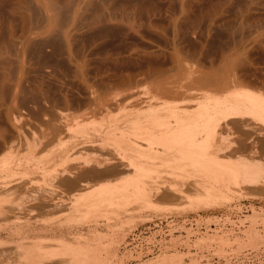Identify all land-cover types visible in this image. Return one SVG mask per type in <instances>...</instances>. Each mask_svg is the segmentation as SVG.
<instances>
[{
  "label": "rangeland",
  "instance_id": "obj_1",
  "mask_svg": "<svg viewBox=\"0 0 264 264\" xmlns=\"http://www.w3.org/2000/svg\"><path fill=\"white\" fill-rule=\"evenodd\" d=\"M21 1L22 5L19 6L18 0H0V26L2 27L0 28V39L2 38V36H5L1 40H7L8 36L11 35L10 32L13 28H15V30H17L18 28L17 31L19 33L21 31L20 27L22 26L23 21H20V15L16 16V14H19V11L17 9L18 13H15L14 11L16 10L14 8H26L25 6L28 5L30 6L28 8H32V4L36 5V3L32 0H27L26 2L28 4V2L32 1L30 2L31 5L30 3L28 5L25 3L23 4V2H25L26 0ZM65 1L68 0H61L60 2L65 3ZM69 2H72V0H69ZM94 2V7L92 6L91 8L93 9L90 11H95L94 14H96L97 10L100 11H97L98 15L96 14V19L93 17L95 16L93 15V12L92 14H90L91 12L89 11V14L93 15L91 18L93 20L90 19V15L88 14L89 16L87 15L86 19H90V22L89 20H86L88 22L84 21L85 23L83 25L85 26H82L81 30L79 31V33L81 32V35L83 33V37L78 38V41H76V43L74 42L72 50L74 49L75 51L72 52H74L76 55L73 57L72 54L74 53L71 52V56L75 58L74 61H77L79 55L81 53L83 54L80 55L81 57L79 59L84 58L83 61L85 64L79 61L78 63H75H81V67L84 64L83 66L85 67V69H83L84 67H82L81 70L83 69V72L86 73L87 76L85 74L83 76L89 81L88 82L85 79V83L86 85L88 84V86H90L91 91H96V93L99 92V94L102 95V102L106 103L110 99H113V97H116L115 95H120L121 93L125 94L129 91H127V88H125L126 90L123 88L125 92H122L120 90L118 91V89L120 88L118 85V78H120L121 76H128V74L135 76L134 83L137 82L138 84L139 82L138 85L140 86V88L138 87V85V88L134 86L135 84L133 85L138 90L140 89L143 92L147 90L146 92H148V90L151 91V87L157 88V84L160 85L161 82H159V79H157L158 82L156 84L157 80L153 79V74L147 75V73H144L147 76L146 78L143 77L142 73L136 72L137 69L139 71L141 70L140 67L147 66L146 60L142 61L143 58L141 59L139 56H148L151 54V52L159 53L161 50H163L161 52L165 53L166 49L167 52L171 49L172 51H175H171V55L168 54L170 52H166L169 56H172L173 54L178 52L177 54L180 58H185L184 61H186L187 57V61H189L187 65H197L196 68L193 69H196V72L200 69L197 72L199 73V75L201 72H210V68L216 69L218 67L212 72H217V70L218 72H220V70H222L224 74H226L227 72L229 73V75L236 74L232 77L231 75L229 76L228 73L226 74L227 76L232 78V80L230 81L231 84L236 79L234 85H243L247 89V91H252L254 93L256 91H259L257 95L260 92L264 93V0H95ZM101 2L103 3L101 4ZM63 3L61 4L64 5ZM103 8H105V11ZM11 10L12 13L15 14H12L10 12ZM101 10L104 13L109 10L108 14L110 15L106 13V17V15L102 12L104 14L103 18V14H99ZM120 13L123 15V17H121L122 15ZM99 17H102L104 20H101L100 18L99 20H101V22H99L97 19ZM124 17H130V19H128L129 21ZM91 21H93L92 24H89L91 23ZM38 22L39 23L36 24L40 25L41 21L38 20ZM93 23H95V25ZM11 25H15L17 28L13 26L12 28L8 29L10 31L6 33L10 35H7L6 38L5 31H7V27ZM90 25H94L93 31L91 30ZM4 26H6V30L3 28ZM42 26V28H44V24ZM129 27L132 28L129 29ZM86 28L88 29V31H86ZM2 29L4 30L3 33ZM90 30L93 33H91ZM17 31L12 32H16L15 34L19 35ZM80 34L79 37L81 36ZM173 46H175L174 48L176 50L173 48ZM37 49L41 50V48L37 47L35 48V50L31 49L33 51V55L32 53H30L31 50L30 52L28 51V53L30 54L26 52L27 55L26 53L25 55L21 53V55L23 54L24 56L18 55V53L14 54V51H11L12 53L10 54H13L14 56L17 55L20 61L25 62L24 64L23 62L20 63H22L24 66L26 65L28 68H30V61L28 60L30 59L31 61H33V64L32 62L30 64L33 71L30 70V68L24 71L25 74L22 73L23 71L21 70V72L19 73L17 70L20 69L18 68L20 66L18 61L15 59L16 56L15 58L14 56L12 57L14 58L13 60H15L18 64L13 61L15 64H12L11 67H9L10 65H7L4 67V69L0 70V94L2 93V95L8 97L7 98L0 95V128L2 129H0V141L4 140L10 143L7 146L10 145L9 147L11 149V152L9 151L10 153L4 151L5 154L3 151H0V154H2L0 155V181L3 182V180H12L14 178L13 180L19 179L29 182L27 188H23L20 191H15L13 189L9 191V194H11L12 199L14 198V200H16L13 204L15 207H18L19 204L22 203H25L24 205L22 204L23 206H27L25 208L26 213L23 212L25 213L24 216L22 214L21 215L25 218V221L27 223L26 228H29V231L31 229L30 232H33L34 235L40 232L47 233L48 235H50L49 237H53L52 235L55 234L57 237L54 235L53 239H57L58 241L67 239L68 242L73 241L79 243L81 239L83 240V243H87L91 249L95 248V250L97 251H94L97 255L102 256L103 260L99 264H264V182L263 186L253 188L236 186L233 184L228 188L223 187V189H221L216 196L207 198L201 196L199 198L198 188L196 186L195 189L194 184L196 183H194V181L192 180L193 178L190 179V182L186 181V183L184 182V184H180L181 179L179 180L178 178H174V176L169 174L174 172L170 169L164 168L162 169L163 177L159 181V183L161 184L155 183L152 185L153 188H150L153 190L155 188H161V191L165 190L164 195L168 193L167 197L162 196L161 194V196L159 194V196H157V191L152 190L153 192L151 191V194L153 196L150 194V196H147V199L149 200L147 202H151L150 204L147 202L144 203L145 206L144 204L139 203H132V205L129 204L131 206L130 208H127L124 211L123 209L120 210V213L116 214V216L115 214L111 216H103L102 214H100L97 215V217L96 215L94 217L92 214L88 217H80L74 213V210L72 212L71 202L70 200H68V197L72 198V195L70 196L69 194H71L72 192L74 193L78 190H82V188H77L74 190L71 189V193L68 191V194V192L62 193V190L60 188H56L55 186L49 184V182L48 184L47 182L43 183L45 178H43L44 173L43 169L41 168L44 163V166L46 165V163L49 161L50 156L54 152L55 149L51 148L55 141H51V143L48 142V145L46 144L47 147L45 145L40 146L34 153L36 155L32 156H30L31 148H29L28 146H33V144L39 143L40 141H46L43 138L46 134V127L48 128L50 125V123L47 122L50 121V117L51 119L53 118L54 111L56 113L58 111H62L64 112V114L68 113V116H70V113L71 116H74L73 113L75 112V114L81 118L83 114H86L87 112L89 113L90 111H88L89 109L86 110V107L83 106L82 108H78L80 110L79 112H77L78 110L75 108H77L78 106H75L73 110L74 112L72 111V108L69 109V111L71 110L69 112L66 111L68 110L66 106L62 107L64 105H59L61 103L60 101L62 100V98L60 97L68 95V93H72L70 95H72L73 98L74 95H76L77 97L84 96L83 88L79 90L81 87L78 88L79 84L77 83V77L75 75L76 78H74L72 75L74 72L72 71L73 68L69 71V63L66 62L65 65V61L63 58L64 56L62 57L60 55H64V52L61 53L60 50H57V52H55L58 54V59L56 60L60 61L61 63L58 65L57 63L59 62L55 59L53 60V58L56 57L52 58L51 56V54L54 52H52V50L50 49L52 52L51 53L48 48L47 50H45L46 48L44 49L47 55L45 53H42L43 49L41 50L42 54L40 53L41 55H43H40V59L42 57V59L44 60L45 57V60L47 61H41L42 63H40L39 59V62H37V58H39L37 57V55L39 56L38 52H40ZM58 51H60V53H58ZM226 51H229V53ZM136 53L140 54L136 55ZM230 53L234 55V62L237 64L236 68L233 67L232 64L226 63L224 59H221L222 57H226ZM57 54H55V56ZM133 54L136 56L132 57L131 55ZM29 55H31V57L35 56L36 58H32L36 61L32 60V58H28L27 56ZM48 55L50 58L48 57ZM76 56L78 57L76 58ZM130 56L132 59L128 58ZM169 56L166 58L162 56L159 62L160 64H164V60L167 59V62L165 61V64L167 66V69L171 70L170 68L173 66V62H171V57L169 58ZM190 56L194 57L192 58ZM195 56H197V58ZM136 57V61L138 63L135 61ZM213 58L216 60H213ZM48 59L49 61L51 59V61L49 62ZM131 61L135 62V64ZM169 61L170 64L172 63L171 65L169 64ZM198 61L202 66V69L198 67L200 66L198 64ZM62 62H64V66ZM136 63L139 64L140 69L137 67ZM26 66L24 67V69L27 68ZM71 66L69 67L71 68ZM6 67H8L9 69ZM130 67H133L134 69H128ZM206 68H208V70ZM231 68H233L234 70ZM231 71L233 72V74ZM131 72H133V74ZM26 73L29 76L28 78H25L24 76L26 75ZM135 73L137 74L135 75ZM118 74L122 75L119 76ZM20 75H23V78H25L26 80H23L21 78V80L23 81L22 82L20 80ZM149 75H152L153 78H148ZM167 75L165 76V80L167 78L168 80L169 78H171V80L173 81L175 80L171 77L173 74H171L170 77L169 75ZM195 75L197 76V74ZM16 76L19 79L16 78ZM163 78L160 81L163 82ZM152 80H155V85ZM176 81L177 79L174 82ZM179 81L178 83H175L177 84L176 86L178 88L182 87L183 85L180 84L181 82ZM115 82L117 83V86L119 88H115L113 86V83ZM170 82L168 81V85L166 82H163L160 86H158L160 88L164 87L176 89L175 85H173V82L171 83L172 86L170 85ZM5 83L6 85L4 87H14V93H12V89L9 90V93L7 92L8 88L3 87ZM74 83L78 84L76 85L77 88L75 87ZM103 83L105 85H100ZM152 84L154 85V87ZM19 85L22 87H20ZM114 85L116 86V84ZM16 86L20 87L21 89L18 87L16 88ZM1 87H3V89ZM220 87H222V85ZM10 92L11 99L9 95ZM17 93L19 94L16 96ZM12 94L15 95L14 97H16L17 100L12 97ZM3 97L6 99H4ZM45 97L46 100L42 99ZM51 98L52 100H50ZM48 99L49 101H53V103H56V107L58 103V105L60 106V108L59 106L57 107L59 108V110L57 109V111L56 109L54 110V108L51 106V110L54 111H49L51 113L53 112V116L48 111V109H50V102L48 104ZM43 108H45V110ZM115 109L116 108L112 110H114L115 112ZM85 110L87 112L84 113ZM116 110L118 111V109ZM46 111L50 113V117L47 113H45ZM105 112L107 113V111ZM105 112L98 114V118L101 117V115L105 114ZM13 116L16 117V119ZM45 116H47L48 120L45 118ZM71 116L68 117L69 119L71 118L70 120H72L73 118ZM6 117L7 119H9L7 120ZM252 117L255 118L256 116ZM252 117H249L251 130H249L248 128L251 137L254 134L251 138L252 140L250 138H248L250 141L246 139L247 136L246 138L240 137V135L238 134L239 132H237V128L234 129L233 125H224V127L226 126V128H223L222 125V128L219 130V136H217V143H219L220 145H222L223 143V146L224 144L226 146L233 143H236L237 145L238 140H241L240 138H243V140L246 139L244 142L248 143L249 141L251 143L250 146L252 147V149L254 148V155H252L251 151L245 150L242 148V146H240L235 149L236 152L233 151V153L229 152V155L227 154V156L229 157H226V159H224L225 162L227 161L230 163H245L250 162V160L253 159L256 160L255 163H258L259 166L264 169V146H262L264 145V143L260 142L262 144L261 145L258 142L260 140L258 137L260 135H264V119L263 117H261V119L257 116V118L253 120ZM75 118L77 117L74 116L73 120H75ZM17 120V123H19V127L21 126L19 131L21 135L13 133L14 130H11V128L13 129V123H15ZM251 120L253 121L251 122ZM8 121H10L11 123H9ZM46 123L48 124L47 126ZM90 123L92 122L90 121ZM94 124L95 126H98L101 123L97 124L95 122L92 123V125H88L87 123V126L92 127ZM87 126L85 124V126L83 127L86 128ZM49 128L48 130H50ZM48 130L47 132H49ZM224 140L228 143L223 142ZM99 143L97 146L100 145ZM11 145H13V147ZM91 148L88 149V151L86 149L85 151H80V154H76L75 156L77 157V161H83V159L86 157H89L94 161H104V159L107 158L105 160L107 161L108 159L110 160L117 155L116 149L112 146L107 148ZM21 156L23 157V159L21 158ZM18 157L20 159L15 162V164L9 166L12 158L18 159ZM31 157H36L34 158L35 160L38 158V162L42 160V166L36 161L38 165L40 164V167L37 166L39 169H37L36 171H33V168L36 167V162L34 165L35 167H29L28 165H26L28 164L26 162V159ZM78 157H80L81 159H79ZM44 160L45 162H43ZM19 163L20 165H18ZM56 165L57 168L61 169V164L59 162H57ZM131 173L127 175H130ZM31 178H34V180L32 179V182L30 181ZM104 179L105 178L101 180ZM112 179H110V181H113ZM116 179L117 178H115L114 180ZM96 181V183L95 181H92L91 183H89V185H93L91 187H94L95 184V186L99 187L100 185L107 182L102 181L101 184L99 180L96 179ZM12 184L15 183L13 182ZM172 185L183 186L185 190L182 187L180 188L182 196H180V193H178L179 186L173 187ZM154 186L156 187L154 188ZM167 187L170 188H168L169 192L166 191L168 190ZM97 188L95 187L93 189ZM172 188H174V190H171ZM176 188L178 189V191L176 190L177 192H174L175 196L173 197L171 195H173L172 193ZM51 189H54V194L51 196L54 201L50 203L53 204V206L50 208L41 209L38 206V203L33 200L34 197H32L31 199V196L38 195L39 193L37 194V192H43V194L50 196L49 194L51 192L46 193L45 191H51ZM35 191L36 193L34 195L33 192ZM13 193L15 194L14 196ZM133 204H135V206L137 204V207H133ZM127 207L129 206L127 205ZM133 209L135 210L133 211ZM0 229L5 231H15L17 229H20V226H16L15 220H12V218L4 222L2 221V219H0ZM71 239H77L78 241H74Z\"/></svg>",
  "mask_w": 264,
  "mask_h": 264
},
{
  "label": "bare ground",
  "instance_id": "obj_2",
  "mask_svg": "<svg viewBox=\"0 0 264 264\" xmlns=\"http://www.w3.org/2000/svg\"><path fill=\"white\" fill-rule=\"evenodd\" d=\"M18 1H19L18 3L19 6H21L22 1L21 0H18ZM32 1L35 2L36 5L35 4L31 5L30 2ZM32 1L28 2V4L30 3V5L32 6V8H28L30 6L26 3L27 0L23 2V4L25 3L28 5V6H25L26 8H23V7L14 8L16 10L14 11L15 13L16 12L18 13L19 11V14H16V16L20 15L19 16L21 17L20 21L21 22L23 21L25 26L22 23V26L20 27L21 31L19 33L17 31L18 28L15 25H13L14 27L17 28V30H15V28L11 30L17 31L19 35L15 34L16 32L14 33L12 31L10 32L11 35L7 34L6 32L10 31L8 29L13 27L12 25L8 26L7 31H5L6 38H7V35H10V36H8L7 40L6 39L1 40L5 36L4 37L2 36V38L0 39L1 40L0 41V70L4 69V67L7 65H10L9 67H11L12 64L17 63L15 60H13L16 56L15 59L18 61L19 66H20L18 67L20 69L17 71L19 73L23 71L22 73L25 74L24 71L31 68L30 64L31 62L33 64V61L29 59L28 61H30V64H29L30 68H28L25 65L27 68L24 69L25 66L23 64L25 62L20 61L17 55L15 56L13 54L10 55L12 53L11 51H14L13 52L14 54L18 53V55H21V53H23L25 55L26 52L27 53L28 51L30 52L31 49L35 50L36 47L41 48V50L43 49L42 53L46 52L44 51L45 48H46L45 50H47V48L49 50L51 49L52 52L54 53L57 52V50H60L61 53L64 52L63 53L64 55L62 54L60 55L62 57L64 56L63 58L65 61V65H66V62L69 63V66L73 65L75 62L78 63V61L84 63L83 61L84 58L83 59L81 58L82 61L81 59H79L81 57L80 55L82 54L81 51H80L81 54L79 55V57L76 56V58L78 57L77 58L78 60L74 61L75 58L73 57L76 54L72 52V51H75L74 49L72 50V48H73L74 42L76 43V41H78V38L83 37L82 36L83 33L81 35L80 34L81 32L79 33V31L81 30L82 26H85L83 25L85 23L84 21L89 20L90 22V19L92 18V16L95 15L93 17L94 18L97 17L98 15L97 11H100V10H97L98 9L97 8L95 9L97 10L96 11L97 15L94 14L95 11L94 12L92 11L93 15H90L92 14L90 10L93 9L91 7L95 4L94 2L95 0H72V2H69L68 0V1H65V3L60 2L61 0H32ZM61 3H63L64 5H62ZM102 3L103 2H101V4ZM103 9L105 11V8ZM12 10L10 11L11 13H12ZM89 11L91 12L90 14H89ZM108 11L106 12L107 14H108ZM102 12L103 11L101 10V12L100 13L98 12V13L101 14ZM15 13H12V14H15ZM106 13L104 14L106 15ZM104 14H103V18H104ZM87 15L90 17V19H86ZM121 17H123V15ZM100 18L101 20L103 19L102 17L97 18L99 22H101V20H99ZM124 18H127V17H124ZM128 19H130V17L127 18V20ZM38 20L41 21L40 25H37L39 23ZM92 22L93 21H91V23L89 24H92ZM41 23L42 25L44 24V28H42L43 26L41 25ZM93 24L95 25V23ZM94 25L93 26L90 25L92 31L94 29ZM0 28L2 27L0 26ZM3 28L6 30V26H4ZM131 28L129 27V29ZM86 31H88V29ZM92 31L91 33H93ZM3 32L4 30L2 31V33ZM0 33H1V30H0ZM79 34L81 35L80 37H79ZM174 47L175 46H173V48ZM32 50L30 53L33 52ZM37 50L40 51L38 52L39 56L36 53L37 57H39L37 58L38 59L37 62H39L40 55L42 53L40 49H37ZM166 50H165V53L161 52L163 50L161 51L158 50L160 51L159 53L151 52V54L148 56H142V57L139 56L141 59L143 58L142 61L146 60L147 66L140 67L141 68L140 71L137 68L136 69L138 71L136 69L135 70L137 73H142L143 77H146V78L147 76L144 73H147V75L153 74L154 78L152 77V75H149L148 78L152 77L155 80L159 79V82L161 83L166 82L167 85L169 84L168 81L170 82L171 78H169V80L168 78L165 80V76L169 72H171L168 74L169 77L171 74H173L171 77L174 78L175 80L177 79L176 81L177 83L180 80L179 81L181 82L180 84H183L182 87L178 88L176 86L177 84H175L176 82H174L175 80L174 81L171 80L170 85L172 86L171 83L173 82V85H175L176 89L175 88L173 89L164 88V87L160 88L159 86L161 85V83L160 85L157 84L158 82L157 80L156 81L157 88H156L154 87L155 80L154 81L152 80L154 83V85L153 84L152 85L156 89L151 87V91L148 90V92H146L147 91L146 90L145 92H143L140 89H139L140 91L136 89L138 87L140 88V86L138 85L139 82L138 84L137 82L134 83L135 76L131 74H128V76H121L122 74L121 75L118 74L119 76H121L120 78H118L119 76L117 77L119 80L118 85L120 88L121 87L122 88L120 89L117 86V83H116L117 79H116V82L113 83V86L115 88L118 87L119 88L118 91L120 90L123 92L125 88H127V91L128 90L129 91L126 92L125 94L121 93L120 95L119 94L115 95L116 97H113V99H110L108 102L105 103V102H102L103 97L102 95L99 94L98 90H97L98 93H96V91L95 92L91 91L90 86H88V84L86 85L85 82L87 79L83 76L84 74L86 75V73L83 72V69H85L83 65L85 63L82 65V67H84L82 70H81L82 68L81 63L80 64L75 63L76 64V65L74 64L75 66L73 65L71 66V68L68 66V68H69V71L73 68L72 71L76 72V73L73 72L72 75L74 78L77 77V80H78L77 83L79 85L76 83L74 84L76 88H77L76 85L79 86L78 88L81 87L79 90L83 88L84 96L77 97L76 95H74V98H73V96L70 95L72 93L70 94L68 93V95H64L60 97L62 98V100L60 99L61 100L60 104L58 102L57 103L61 106L64 105L62 107L66 106L68 108V110L66 111H69L70 108H72V111H73L75 106H78L77 108H75L78 111L77 110L75 111L79 112L80 109L78 108L80 107L82 108L84 106L86 107V110L89 109L88 111L90 112L88 113L85 110L84 113L85 112L87 113L83 114L81 118L77 116L75 112L73 111L74 116H76L77 118L73 120L74 116H71V113H70V116L73 117L72 120H70L71 118L70 119L68 118L70 117L67 115L68 113L64 114V112L62 111L60 112L58 111L59 113L58 112L56 113L54 111L55 109L56 111L57 109L59 110L60 106L58 104H57V107L59 106V108L55 106L56 103H53V101H49V99L47 100L48 104L50 102V106L48 105L50 109H48V111L51 110V106H52L54 110H51V111H54V116L52 115L53 112L51 113L49 111L51 115L53 116V118L51 119L50 113L47 111L45 112L48 114V116L50 115L49 116L50 121L47 122V123H50L49 125L50 128L48 127L50 130H48V128L46 127V129L49 132H47L46 130V134L43 138L46 141L45 142L40 141L39 143H35L33 144V146L31 145L28 147L31 148L30 156H32V155H36L34 153L35 151H37L36 149H38L40 146L42 145L46 146V144L48 145V142L51 143V141L52 142L55 141L53 145L51 144L52 145L51 149H55V150L51 156L49 155L50 156L49 161L46 163L45 166H44L45 163L42 166V163H41L42 160L39 162L37 161L38 158L35 160L34 158L36 157L27 158L26 162L28 164L26 165H28L29 167L36 166L35 168L32 167L33 171H36L37 169H39L38 167H40V164H41L42 166L41 169H43V173H44L43 178H45L43 183L47 182L48 184L49 182V184L55 186L56 188H60L62 190V193L64 192L66 193L68 191L70 192L71 189L74 190L77 188H80V189L82 188V190H78L74 193L70 192L71 194H69L68 192L70 196L72 195V198L68 197V200H70L71 202L72 212L74 210V213L77 216L88 217L92 214L94 217L95 215L97 217V215H100V214H102L103 216H106V215L111 216L115 214L116 216V214L120 213V210L123 209L124 211L127 208H130L131 206L129 204L131 205L132 203L144 204L145 202L149 201L147 199V196L152 195L151 191L153 189H151L150 187H152V185L155 183H159L160 179L163 177L162 169L164 168L172 170L175 174L174 173H169V174L174 176V178H178L179 180L181 179L180 180L181 183L179 181L180 184H184V182L186 183V181L190 182V179L193 178L192 180L194 181V183H196L194 184L195 189H196V186L198 188L199 198L201 196L206 197V198L216 196L220 192V190L223 189V187L228 188L230 185H233V184L236 186H244V187H249V188L263 186L264 169L261 166H259L258 163H255L256 160L251 159L250 162H245V163L244 162H236V163L231 162L230 163L226 161L227 162L226 163L224 159H226V157L227 158L229 157L227 156L229 152L233 153V151H235V149H237L240 146H242V148L245 150L251 151L252 155H254L253 154L254 148L252 149V147L250 146L251 143L249 142L250 140L248 139V138L251 139L254 135L253 134L251 137V134L249 133L250 132L249 130H251L249 117L256 116L255 118H257L258 116L260 118L263 117L264 119V93L260 92L257 95L259 91L258 92L256 91L254 93L252 91L251 92L247 91V89L243 85L236 86L234 85V82L236 79L235 80L233 79L234 81L231 84L230 83V81L232 80L231 77L236 74H233V72L231 71L233 75L230 74L231 77H229L230 76L229 73L227 72L229 75L227 76L226 75L227 73L224 74L222 70H220V72H218V70L217 72L216 71L212 72L213 70H216L218 67L216 69L210 68L209 69L211 70L210 72H206V71L204 72V69H203L204 73L201 72L199 75V73L197 72L200 69L199 70L197 69L198 70L197 72H196V69L195 70L193 69V68H196L197 65H194L195 67L189 66L190 64L187 65L189 62L187 61L188 60L187 57H186V61H187L186 62L184 61L185 58L182 59L179 57V55L177 54L178 53L177 51H176L177 53L173 54L174 56L172 55L173 56L172 57V56H169L172 54L171 53L172 49L168 51L170 53H168ZM60 51H58V53H60ZM71 52L74 53L72 54L73 57L71 56ZM172 52H175V51H172ZM226 52L229 53V51H226ZM51 53H48V54H51ZM54 53H52L51 56L52 58L56 57V58H53V60L54 59L56 60L58 59V54L55 53L57 54L55 56ZM23 54L21 56H24ZM139 54L140 53L138 54L136 53V55H139ZM133 55L131 56L132 57L136 56V55L134 56ZM12 56H14V58ZM131 56L128 58H131ZM162 56L164 58L168 56L169 58L171 57L170 58L171 62H173V64L171 63L173 65L172 66L173 68L172 67L170 68L171 70L167 69V66L165 64V61L167 59L164 60V64L163 63L160 64L159 61ZM27 57L36 58L35 56L31 57V55ZM195 57L197 58V56ZM33 58L32 60H35ZM221 59H224L226 63L232 64V66L236 68L237 64L234 62V55L232 53L228 54L226 57H222ZM136 60H137V57L135 61ZM213 60H216V59L213 58ZM13 61H15V63ZM41 61L45 62L47 60H45V57H44V60L41 57L40 63H42ZM20 62H23V64ZM58 62H59L57 63L58 65L61 64L60 61ZM185 62H186V65H185ZM133 63L135 64V62ZM137 63L136 65L139 68V64ZM62 64L64 66V62H62ZM169 64H170V61H169ZM198 64H199V61H198ZM198 67L201 68L202 66L200 65ZM131 68L134 69L133 67H130L128 69H131ZM206 69L208 70V68ZM30 70H32V68ZM131 73L133 74V72ZM137 73H135V75ZM195 74H197V76ZM26 75H24L25 78L26 77L28 78L29 76L28 75L26 76ZM24 76L22 75L20 77V80L21 78L24 80L25 79L23 78ZM16 78L18 77L16 76ZM162 78L164 80L163 82L160 81L162 80ZM114 84H116V86ZM5 85L6 83L3 85V87ZM100 85H105V84L103 83ZM221 85L222 87H220ZM3 87L1 88L3 89ZM17 87L18 86H16V88ZM4 88H8V87L6 86ZM11 89L13 90L12 93H14V87L8 88V91L7 89L6 91L9 93V90ZM18 94L19 93H17L16 96ZM98 94L101 98L98 96ZM0 95H2V93ZM9 95L11 99V92ZM14 96L15 95L12 94V97ZM4 97H7V96H4ZM14 98L15 100H17L16 97ZM42 99L46 100V97ZM50 100H52V98ZM114 108L118 109V111L115 109V112H114V110H112ZM43 109L45 110V108ZM104 110L107 111V113ZM102 112H105V114L101 115V117L98 118L97 115L101 114ZM14 118L16 119V117ZM45 118L47 119V116H45ZM255 118L252 117L253 120ZM253 120H251V122ZM90 121L92 123L96 122L97 124L101 123L100 125H98L100 127L95 126V124L92 127L87 126V123L88 125H92ZM8 122L11 123L10 121ZM17 122L18 120L15 123H13L12 125L13 129L11 128V126L10 128L11 130H14L13 133L21 135L19 132L21 126L19 127L18 125L19 123ZM47 123H46V126L48 125ZM85 124L87 126L86 128L83 127L85 126ZM222 125H223V128H226V126L224 127V125H229V126L233 125L234 129L237 128V132H239L238 134L240 135V137L246 138L247 136L246 139L249 140V141L247 140L249 144L244 142L246 139L243 140V138H240V137L239 138L241 140L240 141L238 140L237 145L236 143L235 144L233 143L234 145L229 144L225 146L224 144L223 146V143L222 145L217 143V136H219L218 135L219 130L222 128L221 127ZM258 138L257 139L259 140L258 141L259 143L260 142L264 143V135H260ZM223 142H225V140ZM98 143L100 144L99 146H97ZM225 143H228V142H225ZM8 144L10 143H8L7 141H4V140L0 141V151H3V152L7 151L8 153H10L11 149L9 147L10 145L7 146ZM11 146L13 147V145ZM110 146L116 149L117 155L114 156L110 160L108 159L107 161H105L107 158L104 159V161H100V160L94 161V160H91L89 157L88 158L86 157L84 159L82 157L83 161H77V157L75 156L76 154H80L79 153L80 151H85L86 149L88 151V149H90L91 147L92 148L93 147L107 148ZM80 157L78 158L81 159ZM21 158L23 159L22 156ZM19 159H20L19 157L18 159L12 158L9 166H11L12 164H15V162H17ZM36 161L40 164L38 165ZM35 162L37 163L36 165H35ZM43 162H45V160ZM57 162L61 164L60 165L61 169L57 168V165H56ZM18 165H20V163ZM129 173H131L132 175L131 174H130L131 176L127 175ZM103 178L105 179L107 178V179L101 180ZM112 178L114 179L117 178V179L114 180ZM13 179L5 180V181L3 180V182L0 181V219H2V221L4 222L12 218V220H15L16 226L18 225L20 226V229H17L15 231H10V230L5 231V230L0 229V264H99L100 262H102L103 260L102 256L97 255L95 252L97 250H95V248H92L93 249L92 250L90 246L87 243H83V240L81 239L80 241L82 242L79 241V243L73 242V241L68 242L67 239L58 241L57 239H53L55 234L53 235L51 234L53 237H49L50 235H48L47 233L40 232L34 235L33 232H30L31 229L29 231L28 230L29 228L28 229L26 228L27 223L25 221V218L23 217L24 214L26 213L25 208L27 206L26 207L23 206L25 203H22L23 205L19 204L18 207H15L13 204L15 203L16 200H14V198L12 199L11 194H9V191L13 189L15 191H20L23 188H27L29 185V182L26 180H19V179L13 180ZM32 179L34 180V178H31L30 180L31 182L33 181ZM96 179L99 180V182L101 180L100 182L101 184H102V181L108 182L110 181V179H112L113 181H110L108 183L105 182L106 184L104 183L100 185L99 187L95 186V184H94V187H91L93 185H89V183H91L92 181L93 182L95 181L96 183L97 182ZM13 182L15 184H12ZM172 186L176 187L177 185L176 186L172 185ZM95 187L96 188L98 187V188L93 189ZM155 187L156 186H154V188ZM181 187L183 188V186H179L178 188L179 191L181 190L180 189ZM168 188L169 187H167V189ZM169 189L166 191L169 192ZM178 189L176 188L175 191H173V193L170 192L173 194L171 196L174 197ZM53 190L54 189H51V191H47V190L45 191L46 193L51 192L50 194L48 193L50 196L43 194V192H37V194L38 193L39 194L35 195L36 193L35 191L33 192L35 196L32 195L31 199L32 197H34L33 200L36 201V203H38V206L41 209L50 208L53 206V204H50V203L54 201V199L51 197L54 194ZM154 190L157 191L156 192L157 196H159L160 194L162 196H166V197L168 196V193L167 194L165 193L166 195H164V191H165L164 189H163L164 191H161V188H155ZM171 190H174V188H172ZM179 191L178 193H180V196H182L181 191L180 192ZM14 195L15 194L13 193V196ZM147 203L150 204L151 202H147ZM127 205L129 207H127ZM133 207L136 208L137 204L136 206L135 204H133ZM134 210L135 209H133V211ZM71 240L76 241L77 239L76 240L71 239Z\"/></svg>",
  "mask_w": 264,
  "mask_h": 264
}]
</instances>
